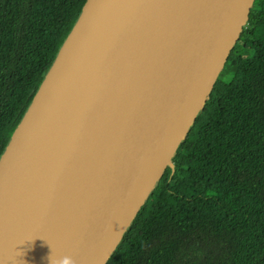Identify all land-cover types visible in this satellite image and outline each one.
<instances>
[{
	"label": "water",
	"instance_id": "95a60500",
	"mask_svg": "<svg viewBox=\"0 0 264 264\" xmlns=\"http://www.w3.org/2000/svg\"><path fill=\"white\" fill-rule=\"evenodd\" d=\"M256 0H87L0 159V264H107Z\"/></svg>",
	"mask_w": 264,
	"mask_h": 264
},
{
	"label": "trees",
	"instance_id": "16d2710c",
	"mask_svg": "<svg viewBox=\"0 0 264 264\" xmlns=\"http://www.w3.org/2000/svg\"><path fill=\"white\" fill-rule=\"evenodd\" d=\"M87 0H0V159ZM107 264H264V0Z\"/></svg>",
	"mask_w": 264,
	"mask_h": 264
},
{
	"label": "clouds",
	"instance_id": "9594fccd",
	"mask_svg": "<svg viewBox=\"0 0 264 264\" xmlns=\"http://www.w3.org/2000/svg\"><path fill=\"white\" fill-rule=\"evenodd\" d=\"M61 264H72V261H71V259L65 258V259H63Z\"/></svg>",
	"mask_w": 264,
	"mask_h": 264
}]
</instances>
